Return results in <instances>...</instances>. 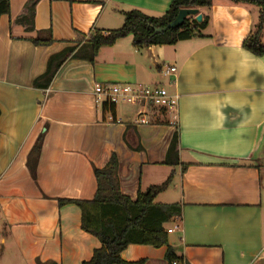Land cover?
<instances>
[{
  "label": "crops",
  "instance_id": "0c3cea01",
  "mask_svg": "<svg viewBox=\"0 0 264 264\" xmlns=\"http://www.w3.org/2000/svg\"><path fill=\"white\" fill-rule=\"evenodd\" d=\"M171 1L39 0L28 30L17 23L28 0H9L0 17V264L89 261L99 242L80 229L77 207L58 200H91L93 169L112 155L124 196L168 180L154 203L181 208L165 228L178 227L168 246L184 264H264V55L242 47L260 9L213 0L208 13L197 10L209 16L202 36L147 48L129 36L100 48L93 63L73 57L88 51L95 32L119 29L124 13L159 17ZM39 31L53 43L33 45ZM69 49L48 87L35 86L49 60ZM169 67L171 78L163 76ZM97 84L165 88L176 110L145 112L146 124L131 105L103 114ZM166 251L131 245L120 258L167 264Z\"/></svg>",
  "mask_w": 264,
  "mask_h": 264
},
{
  "label": "trees",
  "instance_id": "16d2710c",
  "mask_svg": "<svg viewBox=\"0 0 264 264\" xmlns=\"http://www.w3.org/2000/svg\"><path fill=\"white\" fill-rule=\"evenodd\" d=\"M233 4L250 5L260 9L254 30L243 41L242 47L254 56L264 55V46L260 37L264 27V0H229ZM39 0H28L24 13L17 23L28 24L26 29H32L34 8ZM213 0H172L167 11L159 17H150L138 10H130L123 14V24L106 35L95 32L87 42L88 51L74 58L87 59L94 62L97 51L102 47H111L117 40L131 37L135 48L151 46H173L178 42L202 36L206 29L209 16L201 13V22L194 17H187L177 29L156 33L172 23L182 9L204 10L208 13ZM9 0H0V17L8 14ZM35 46H49L53 43L50 31H39L36 39L31 40ZM73 49L66 50L49 60L46 73L35 82V86L48 87L53 76L65 59L72 55ZM39 82L41 84H39ZM43 83V84H42ZM43 85V86H42ZM103 114H114V106L104 103ZM162 112V110H161ZM178 136L175 134L169 151L177 162L176 145ZM40 149V139L31 151L32 159ZM30 161V160H29ZM166 163H168L166 161ZM165 163V164H166ZM31 175L35 178V167L29 166ZM96 191L91 200H58L59 205H73L80 211V229L95 238L100 247L92 253L91 259L82 264H125L121 253L131 245L148 246L155 249L166 247L165 260L167 264H184L168 246L165 226L180 218L181 208L178 204L158 205L155 199L166 189L168 180L159 186H150L144 192H138L135 199L124 196L119 191L117 181V160L111 156L102 169H93ZM46 264H56L48 262Z\"/></svg>",
  "mask_w": 264,
  "mask_h": 264
},
{
  "label": "built area",
  "instance_id": "2783aa9c",
  "mask_svg": "<svg viewBox=\"0 0 264 264\" xmlns=\"http://www.w3.org/2000/svg\"><path fill=\"white\" fill-rule=\"evenodd\" d=\"M175 67H169L163 71V76L171 78L175 75ZM94 102L96 105L104 103L108 105L125 104L135 106L140 109V124H146L145 112L152 110H162L175 112L177 98L171 96L165 88L161 87H144L134 84H97L93 89ZM178 227L167 230V234L173 232ZM175 264V263H173Z\"/></svg>",
  "mask_w": 264,
  "mask_h": 264
},
{
  "label": "water",
  "instance_id": "95a60500",
  "mask_svg": "<svg viewBox=\"0 0 264 264\" xmlns=\"http://www.w3.org/2000/svg\"><path fill=\"white\" fill-rule=\"evenodd\" d=\"M195 17V21L197 23H200L201 22V15L198 14V11L195 10V9H182L179 11L178 15L176 16L175 20L170 23L169 25H167L165 28L163 29H157L156 30V33H163L167 30H170V29H177L179 28L184 20L187 18V17Z\"/></svg>",
  "mask_w": 264,
  "mask_h": 264
},
{
  "label": "rangeland",
  "instance_id": "374dc122",
  "mask_svg": "<svg viewBox=\"0 0 264 264\" xmlns=\"http://www.w3.org/2000/svg\"><path fill=\"white\" fill-rule=\"evenodd\" d=\"M164 200H165V199H162L161 201H163V202H164ZM155 202L157 203V202H159V201H157V200H156Z\"/></svg>",
  "mask_w": 264,
  "mask_h": 264
}]
</instances>
